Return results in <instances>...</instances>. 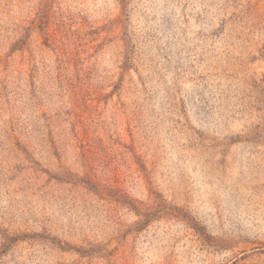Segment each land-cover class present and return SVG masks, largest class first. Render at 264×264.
Returning <instances> with one entry per match:
<instances>
[{
  "label": "rangeland",
  "instance_id": "374dc122",
  "mask_svg": "<svg viewBox=\"0 0 264 264\" xmlns=\"http://www.w3.org/2000/svg\"><path fill=\"white\" fill-rule=\"evenodd\" d=\"M264 0H0V264H264Z\"/></svg>",
  "mask_w": 264,
  "mask_h": 264
},
{
  "label": "trees",
  "instance_id": "16d2710c",
  "mask_svg": "<svg viewBox=\"0 0 264 264\" xmlns=\"http://www.w3.org/2000/svg\"><path fill=\"white\" fill-rule=\"evenodd\" d=\"M254 87L258 89L260 92L264 93V74L261 79L254 84Z\"/></svg>",
  "mask_w": 264,
  "mask_h": 264
}]
</instances>
